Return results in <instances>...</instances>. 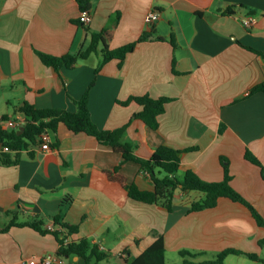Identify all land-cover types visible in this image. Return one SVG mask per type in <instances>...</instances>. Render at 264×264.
<instances>
[{
  "label": "crops",
  "instance_id": "1",
  "mask_svg": "<svg viewBox=\"0 0 264 264\" xmlns=\"http://www.w3.org/2000/svg\"><path fill=\"white\" fill-rule=\"evenodd\" d=\"M89 2L92 19L83 23L79 0H0V120L19 114L25 102L77 111V101L90 89L93 121L100 129H115L142 108L136 101H120L146 94L170 97L157 130L135 118L124 141L143 158L162 144L183 150L196 146L182 153L181 169L192 168L206 181H221L228 164L232 186L264 217L262 169L246 158L250 150L264 166V92L250 93L264 80V56L245 47L264 52V0ZM153 9L160 18L150 27L146 15ZM249 15L257 18L251 28L243 24ZM108 27H115L111 49L136 41L144 32L151 36L122 65L113 58L98 72L97 53L80 59L74 68L56 70L36 52L78 55L93 34ZM50 136L51 149L39 143L31 147L33 155L24 149L17 164H0L1 224L11 219L4 213L18 207L20 220L37 219L44 226H52L61 213L65 222L79 225L76 239L87 238L110 254L102 264H125V249L133 260L153 243L154 231L165 237L166 261L181 250L201 253L195 260L202 261L229 248L264 258V226L243 203L221 197L215 207L189 212L203 193L187 191L171 211L161 203L132 199L105 170L122 163L121 172L130 181L153 190L149 172L122 162V153L112 146L74 133L64 123ZM2 150L0 144V154ZM58 247L51 233L13 226L0 232V264H27L31 259L41 264ZM246 257L229 254L225 261ZM64 264L86 263L73 256L64 258Z\"/></svg>",
  "mask_w": 264,
  "mask_h": 264
},
{
  "label": "trees",
  "instance_id": "2",
  "mask_svg": "<svg viewBox=\"0 0 264 264\" xmlns=\"http://www.w3.org/2000/svg\"><path fill=\"white\" fill-rule=\"evenodd\" d=\"M82 10L90 9L89 0H79ZM232 13V9L228 10ZM115 27H108L92 36V40L87 49L78 55L66 54L56 56L41 51H36L42 61L59 70L62 66L74 68L80 59H86L90 54L97 53L102 56L96 72L113 58L120 59V65L129 52H132L136 45L147 40L151 35L144 32L136 41L125 44L119 48L111 49L110 42L114 36ZM161 38V37H158ZM162 39V38H161ZM102 45V48L99 47ZM246 48L264 56V52L255 49L252 46ZM89 90L87 89L81 99L77 101L78 110L69 111L59 108H37L30 102H25L19 112L26 116V123L23 125L24 130L18 133L19 129H8L3 123L10 119L5 115L0 120V144L3 147L8 146L9 151L2 150L0 154V164L14 165L17 164L22 156V151L28 149L31 155L34 151L32 146L42 143L41 135L47 131H56L60 123H64L74 133H86L95 136L101 143L112 146L114 150L122 153L123 161H131L140 166L142 171L150 173L153 183V190L142 189L135 181H130L121 172L122 163L114 169L105 170L106 176L112 182L120 184L128 191L132 199L153 204H164L170 211L173 209L174 201L177 198V188L180 186L183 192L199 191L204 197L191 203L188 211H197L204 208H212L218 205L221 197H228L246 205L260 226H264V217L259 210L250 203L239 191L231 184L232 174L228 164H225L224 179L221 181H206L196 170L187 168L183 177H179V170L182 165V153L197 149L196 146L186 149H177L167 144H162L156 148L153 154L148 158H143L136 154L135 146L130 142L124 141V135L133 119L144 121L153 130L159 128V116L166 111V103L171 100L170 97L153 98L150 95L131 96L125 101H120L123 105H128L131 101L141 104L142 108L134 113L132 118L124 125L115 129H100L93 121L88 107ZM264 92V80L252 87L250 93ZM223 130V127H222ZM12 152L14 154H12ZM246 158L257 164L262 169L264 177V166L250 150L246 152ZM65 205V202L63 203ZM20 207L15 210H8L4 214L11 216L9 222L0 223V232H8L13 226H29L41 234L51 233L56 236L59 247L56 255L61 258H70L79 256L84 259L86 264H102L107 260L110 254L107 251L100 250L95 244L87 238H78L76 235L79 231V225H72L63 220L61 213L54 218L52 226H44V222L37 219L20 220ZM156 235L153 243L148 246L142 253L130 261L128 250L125 249L121 256L125 264H166V242L162 233L154 231ZM180 254L184 257L182 264H227L225 259L229 254H246L250 259L264 263V258L258 253L244 252L239 249H226L213 259L197 261L195 258L201 253L196 254L189 250H181Z\"/></svg>",
  "mask_w": 264,
  "mask_h": 264
},
{
  "label": "built area",
  "instance_id": "3",
  "mask_svg": "<svg viewBox=\"0 0 264 264\" xmlns=\"http://www.w3.org/2000/svg\"><path fill=\"white\" fill-rule=\"evenodd\" d=\"M160 18V12L153 9L150 10L147 15H146V22L148 23V26H153L158 19ZM92 19L91 14L89 13L88 10H82L81 15H80V20L83 21V23H88ZM257 22V18L253 15H249L244 18L243 24L247 28H251L255 23ZM27 119L26 116L23 113H19L15 115L14 117L6 120L3 124L7 128H13V129H20L25 123ZM42 139V149L48 150L51 149L50 146V131L44 132L41 135ZM4 151H9L10 148L8 146L3 147ZM41 264H64V258L58 257L57 255H48L44 257L41 261ZM27 264H39V262L36 259H31L29 263Z\"/></svg>",
  "mask_w": 264,
  "mask_h": 264
},
{
  "label": "rangeland",
  "instance_id": "4",
  "mask_svg": "<svg viewBox=\"0 0 264 264\" xmlns=\"http://www.w3.org/2000/svg\"><path fill=\"white\" fill-rule=\"evenodd\" d=\"M99 58H102V56L100 55L99 56ZM93 59H96V60H98L97 59V57L96 56H94L93 57ZM133 165V164H132ZM183 174H184V170H179V177L180 178H182L183 177ZM180 187V186H179ZM199 192V191H198ZM177 197H182V198H185V197H187L186 196V194H187V192L185 193V192H183L182 190H181V188L180 189H177ZM201 193V192H200ZM192 196H194L195 197V195L193 194ZM190 198V197H189ZM189 198H188V200H189ZM197 198V197H196ZM187 200V201H188ZM183 258V256L180 254V255H168L167 256V261H166V264H182V262H183V260L181 261V259ZM234 257H237V256H234ZM174 258H177V261L175 262L174 261ZM212 258H215V256H213ZM228 264V263H227ZM229 264H262V262H258V261H255V260H252V259H250V258H244V260L243 261H240L239 262V260H238V258H235V260L233 261H229Z\"/></svg>",
  "mask_w": 264,
  "mask_h": 264
},
{
  "label": "water",
  "instance_id": "5",
  "mask_svg": "<svg viewBox=\"0 0 264 264\" xmlns=\"http://www.w3.org/2000/svg\"><path fill=\"white\" fill-rule=\"evenodd\" d=\"M24 130V126H22L20 129H19V134L22 133V131ZM181 187H178L177 189H180Z\"/></svg>",
  "mask_w": 264,
  "mask_h": 264
}]
</instances>
